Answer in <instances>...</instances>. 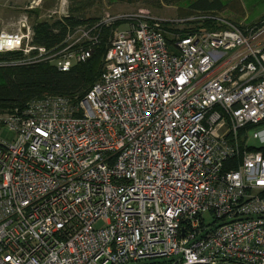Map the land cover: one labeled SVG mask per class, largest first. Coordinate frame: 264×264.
Listing matches in <instances>:
<instances>
[{
    "label": "built area",
    "instance_id": "obj_1",
    "mask_svg": "<svg viewBox=\"0 0 264 264\" xmlns=\"http://www.w3.org/2000/svg\"><path fill=\"white\" fill-rule=\"evenodd\" d=\"M143 14L49 49L68 71L122 21L84 94L0 113V264H264V19ZM33 35L0 53L38 61Z\"/></svg>",
    "mask_w": 264,
    "mask_h": 264
},
{
    "label": "trees",
    "instance_id": "obj_2",
    "mask_svg": "<svg viewBox=\"0 0 264 264\" xmlns=\"http://www.w3.org/2000/svg\"><path fill=\"white\" fill-rule=\"evenodd\" d=\"M135 1V0H134ZM167 4H178L181 13H190L198 11L201 13H220L221 10L230 7L235 8L232 0H161ZM160 3L159 0H152V3ZM29 13V11H27ZM30 13L35 14L38 18L39 12L36 8L30 9ZM74 10L65 15L58 16L56 20L37 19L33 23L32 43L36 46L46 47L48 49L58 46L65 38L68 32H72L75 27L90 23L92 17L84 18L74 15ZM60 17V18H59ZM158 17V16H157ZM102 19V18H100ZM99 19V20H100ZM264 19V15L255 21L247 23L248 25L257 26ZM97 20V21H99ZM125 21V20H124ZM122 23L118 20L114 22L113 27ZM112 27V28H113ZM162 27L171 32H177L181 36L185 34V29H178L162 23ZM99 42L94 46L92 55L84 62L73 64L68 71L57 69L49 60L33 62L24 60V55L15 51L14 53H0V113H11L16 109L19 112L24 111L28 104L35 98L45 95H59L74 97L81 96L93 85L99 78L102 71V57L108 44L111 30L99 25ZM111 28V29H112ZM169 43L170 41L167 40ZM88 42H83L87 45ZM36 52V51H35ZM13 61V63H10ZM253 126L247 124L238 129V137L244 138L246 128ZM247 150H257L264 156V143L245 145ZM125 264H168L166 259H148L135 263Z\"/></svg>",
    "mask_w": 264,
    "mask_h": 264
},
{
    "label": "rangeland",
    "instance_id": "obj_3",
    "mask_svg": "<svg viewBox=\"0 0 264 264\" xmlns=\"http://www.w3.org/2000/svg\"><path fill=\"white\" fill-rule=\"evenodd\" d=\"M160 3H152V0H0V32L5 34L12 33L22 35V38L32 27L37 19L56 20L58 16L70 13L74 10V15L79 17H92L90 23H96L100 18L108 16H119V14H140L154 15L160 18H178L186 17L190 13H181L179 5H183L184 1L176 4H167L159 0ZM236 0H232L234 4ZM37 5V6H36ZM28 7H30L28 9ZM36 7L39 16L30 13V9ZM235 8L227 7L220 13L228 19L237 23H250L264 15V0H237L234 4ZM29 11V13L27 12ZM27 22H26V19ZM62 17V16H61ZM60 18V17H59ZM104 19V20H106ZM114 22L107 21L103 26L111 30ZM21 33V34H20ZM21 38V39H22ZM26 40L20 47L26 46ZM10 50L9 53H14ZM20 52V51H19ZM2 62V61H0ZM55 62V61H53ZM264 121V120H263ZM260 125L249 126L246 128L247 134L258 128ZM249 143L254 145L256 141L250 139Z\"/></svg>",
    "mask_w": 264,
    "mask_h": 264
},
{
    "label": "bare ground",
    "instance_id": "obj_4",
    "mask_svg": "<svg viewBox=\"0 0 264 264\" xmlns=\"http://www.w3.org/2000/svg\"><path fill=\"white\" fill-rule=\"evenodd\" d=\"M36 55L40 58L36 62L47 60L54 61L59 58V55L57 54V48H55V50H49L47 48H44L43 51L36 50Z\"/></svg>",
    "mask_w": 264,
    "mask_h": 264
},
{
    "label": "crops",
    "instance_id": "obj_5",
    "mask_svg": "<svg viewBox=\"0 0 264 264\" xmlns=\"http://www.w3.org/2000/svg\"><path fill=\"white\" fill-rule=\"evenodd\" d=\"M37 6V5H36ZM30 7H28V9H29ZM36 8V7H35Z\"/></svg>",
    "mask_w": 264,
    "mask_h": 264
}]
</instances>
